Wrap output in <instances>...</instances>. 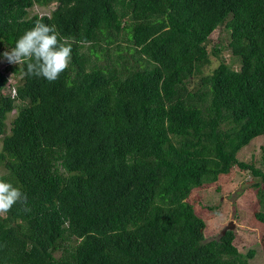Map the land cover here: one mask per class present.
<instances>
[{
	"label": "trees",
	"instance_id": "obj_1",
	"mask_svg": "<svg viewBox=\"0 0 264 264\" xmlns=\"http://www.w3.org/2000/svg\"><path fill=\"white\" fill-rule=\"evenodd\" d=\"M36 20L76 41L54 82L2 56ZM0 62V180L26 196L0 216V264H249L187 199L236 166L264 224V170L236 156L264 135V0H0Z\"/></svg>",
	"mask_w": 264,
	"mask_h": 264
},
{
	"label": "rangeland",
	"instance_id": "obj_2",
	"mask_svg": "<svg viewBox=\"0 0 264 264\" xmlns=\"http://www.w3.org/2000/svg\"><path fill=\"white\" fill-rule=\"evenodd\" d=\"M54 4L47 6H34L29 10L30 14H49ZM228 33L223 27H217L209 36L207 50L210 52L215 44L225 45ZM210 63L204 67L207 73L217 66L223 59L229 62L231 54L226 46H223L218 56L209 54ZM238 67V65H235ZM3 62H0V68ZM15 78L10 79V90H13ZM14 112H10L6 119V132L10 127V120ZM264 135L254 138L248 145L244 146L238 153L240 161L252 163L264 170ZM259 180L252 177L247 170H241L236 166L226 174L219 175L212 183H206L191 190L188 201L193 204L195 213L205 222L204 237L206 240L217 239L222 228L230 221L235 233L234 245L238 251L245 254L248 250L254 251V256L249 264H264L262 248L264 247V224L258 221L254 213L260 209L254 183ZM264 188V185H260Z\"/></svg>",
	"mask_w": 264,
	"mask_h": 264
},
{
	"label": "clouds",
	"instance_id": "obj_3",
	"mask_svg": "<svg viewBox=\"0 0 264 264\" xmlns=\"http://www.w3.org/2000/svg\"><path fill=\"white\" fill-rule=\"evenodd\" d=\"M73 43L76 41L60 37L55 25L36 20L34 26L26 30L14 47L10 51L5 50L2 56L9 64L24 66L22 75L54 82L71 62ZM79 43L89 42L84 40ZM11 93L14 94V88ZM22 199L26 196L20 188L0 180V216H6L12 206Z\"/></svg>",
	"mask_w": 264,
	"mask_h": 264
},
{
	"label": "water",
	"instance_id": "obj_4",
	"mask_svg": "<svg viewBox=\"0 0 264 264\" xmlns=\"http://www.w3.org/2000/svg\"><path fill=\"white\" fill-rule=\"evenodd\" d=\"M233 224L231 223V221L228 223V224H226L223 228H222V230H221V234H224L227 230H233Z\"/></svg>",
	"mask_w": 264,
	"mask_h": 264
}]
</instances>
